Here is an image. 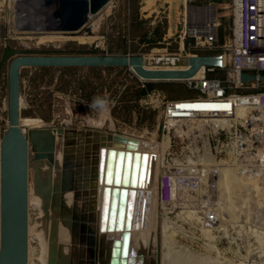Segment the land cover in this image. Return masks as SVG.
I'll list each match as a JSON object with an SVG mask.
<instances>
[{"label": "rangeland", "instance_id": "obj_1", "mask_svg": "<svg viewBox=\"0 0 264 264\" xmlns=\"http://www.w3.org/2000/svg\"><path fill=\"white\" fill-rule=\"evenodd\" d=\"M154 1L145 0L144 9L148 10ZM169 1L160 9L161 12L142 16L138 29L131 27V17L139 11L142 1L111 0L108 7L88 17L80 32L42 33L16 29L18 9L15 8V0H0V57L6 45L23 51L89 50L102 55L111 54L120 52L124 41L125 55L178 56L182 53L179 51L177 37L180 30L177 23L181 18L180 7L177 5L182 0ZM193 1H199V6H205L210 0ZM224 1V5H216L220 22L218 34L220 38L224 36L228 39L229 10L227 1ZM160 4L156 2L157 6ZM86 28L91 32L89 35L85 32ZM196 31L192 33L199 32ZM143 39L146 41L143 42ZM54 41L59 42L54 44ZM219 44L215 43L211 50H199L212 56L226 54L228 40L221 46ZM195 53L194 50L186 51L187 55H198ZM8 65L9 61L0 76V140L8 121ZM201 72L202 69L195 77H199ZM209 73L213 78L223 81L228 95H249L263 88L258 83L235 88L226 81V69ZM19 77L20 119L23 122L20 126L26 132L27 139L31 129L43 125L79 131L93 127L103 132L114 131L125 139L135 141V152L154 155L152 204L157 219L150 220V227L155 232L149 245L153 252L159 248L161 264H264V178L256 179L257 184L249 183L241 177L245 182L240 181L232 168L226 169L228 174L220 172L214 176L210 170L214 168L215 161L212 138L215 129H207L201 122L193 135L184 129L177 132L171 130L168 136L163 135L160 126L161 98L151 104L147 96L137 99L138 88H142L144 80L136 77L129 68H24ZM150 83L156 85L155 92H159L165 100H188L200 96L196 89H188L182 82ZM105 92L116 101L115 106L103 116L99 126H92L84 119L91 111L86 104L94 96ZM169 138L170 148L166 151L170 157L210 168L203 178L202 192H198L201 197L207 193L205 197L207 201L210 200L217 217V221L209 228L200 222V214L194 203L197 198L195 193L189 194V202L184 209L175 210L169 215L160 214L156 200L158 163L161 153L168 147ZM48 141L49 136L46 134L37 138L39 144L47 145ZM29 152L32 154L30 162L33 167L35 152L31 143ZM32 167H29L28 183V224L32 228L28 240V261L29 264H46L48 231L38 223L42 211L40 199L33 190ZM46 169L47 166L43 164L41 171Z\"/></svg>", "mask_w": 264, "mask_h": 264}, {"label": "water", "instance_id": "obj_2", "mask_svg": "<svg viewBox=\"0 0 264 264\" xmlns=\"http://www.w3.org/2000/svg\"><path fill=\"white\" fill-rule=\"evenodd\" d=\"M111 0H57L53 13L56 30L76 33L84 29L89 15L98 14ZM54 3L47 0L46 4ZM85 32L89 35L88 28ZM97 54L89 50L23 51L9 45L0 57V76L8 65V121L0 140V264H28V183L32 167L30 143L35 152L33 190L40 199L42 217L40 225L48 231L46 264H161L160 251L139 247L135 235L146 228L149 212L154 155L134 152L135 141L125 139L114 131L98 128L85 130L62 129L50 125L34 127L27 134L21 128L19 79L24 68H129L141 80H189L204 68H218L221 56L178 55L173 63H149L148 57L129 56L123 53ZM264 83V74L241 73L239 84ZM79 133L90 138L93 148L101 153H119L118 156H101L98 176L100 206L95 219L88 220L74 202L66 199L74 191V178L66 184L65 175L54 156V133ZM41 134L49 136L47 145L39 144ZM104 147H107L105 150ZM146 159V164H144ZM47 166L43 173L42 162ZM111 168L113 182H105L101 163ZM119 181V182H114ZM76 182V181H75ZM74 201V199H73ZM107 208V212L104 209ZM105 217L107 223L105 224ZM65 234L68 242H63ZM66 249V250H65Z\"/></svg>", "mask_w": 264, "mask_h": 264}, {"label": "built area", "instance_id": "obj_3", "mask_svg": "<svg viewBox=\"0 0 264 264\" xmlns=\"http://www.w3.org/2000/svg\"><path fill=\"white\" fill-rule=\"evenodd\" d=\"M144 2L142 0L141 4ZM190 2L181 1V18L177 23L180 29L177 35L179 51L183 55H187L186 51L189 50H211L217 43L220 26L217 4L188 5ZM167 9L170 10L169 5ZM228 9L230 37L226 46L227 53L219 55L223 59L218 68L226 69V81L238 88L242 86L239 84L241 73L264 74V0H229ZM195 28L203 30L192 33ZM214 69L204 68L199 77L180 81L188 89L194 88L199 92L200 96L194 99L165 100L159 92L147 95L150 104L161 98L160 126L163 135L168 136L171 130L177 132L182 129L193 135L201 122L207 129H215L212 135L215 152L213 169L170 157L166 151L170 148L169 138L167 149L160 155L156 181V200L160 214L169 215L175 210L184 209L188 205L189 194L195 193L197 198L194 203L200 214V222L207 228L217 221L210 200L207 201L205 197L207 193L203 197L198 194L202 192L207 170L218 176L223 166H228L238 177L247 180L264 178V91L249 95H228L223 81L207 77ZM192 104L216 107L195 111Z\"/></svg>", "mask_w": 264, "mask_h": 264}, {"label": "bare ground", "instance_id": "obj_4", "mask_svg": "<svg viewBox=\"0 0 264 264\" xmlns=\"http://www.w3.org/2000/svg\"><path fill=\"white\" fill-rule=\"evenodd\" d=\"M46 1L47 0H15V8L18 9V14L15 18L16 29L29 31V32L34 31V32H42V33L43 32L61 33L56 30L57 22L53 16V13L56 11L57 8V0H53L54 3L50 5L46 4ZM110 3L111 2H109L105 7H108ZM90 16L93 15H89V18ZM201 30H203V28H199V29L195 28L194 31L198 32ZM58 42L59 41H54L53 43L57 44ZM148 62L173 63L175 62V60L167 59L165 58V56L151 55L149 56ZM181 104L185 105V103H181ZM191 107L195 111H199V110L209 109L207 107H216V106L192 104ZM210 110H215V109L210 108ZM54 146H55V150H54L55 159L58 161L62 171L66 173L65 175L66 184H68L69 178L73 177L74 180L76 181V182L74 181V184H76L75 187L78 188L76 192L68 191L65 195L66 199H68L71 202H74L76 207L81 211V213L85 216V218H87L88 220L95 219L97 208L100 206L101 194L99 193V189H101L102 187L101 180L98 176L99 173L98 164L101 161L100 159L102 156L101 153L102 148L99 147L93 148L90 138H85L81 136L79 133H72V132L64 133V135H58L57 133H55ZM104 149L106 150L107 147H104ZM136 153L147 154L141 152H136ZM44 162L45 161H43L42 164H45ZM227 168H231V167L223 166V169L221 168L222 169L221 172L228 174V172H226ZM45 171H47V169L44 170L43 173H45ZM154 171H153V175L155 173ZM239 179L240 181H244L240 177ZM153 181L154 180H152V184ZM248 181L249 183L257 184L256 180L251 179ZM152 189H153L152 187L149 189V191L151 192V198H150L149 212L147 215L146 228L134 233L135 241L137 242V245L143 248L150 246L149 244L151 243V240L153 239L152 236L155 232L152 230V227H150V220L152 218L155 220V218L157 217L156 211L155 212L153 211L154 207L152 204L153 203ZM29 198L30 196L28 197V202H29ZM31 231L32 228L29 223L28 240H30ZM60 238L61 240H63V242L66 243L68 242V237L65 234H63ZM47 245H48V237H47ZM46 256H47V251L45 258Z\"/></svg>", "mask_w": 264, "mask_h": 264}, {"label": "clouds", "instance_id": "obj_5", "mask_svg": "<svg viewBox=\"0 0 264 264\" xmlns=\"http://www.w3.org/2000/svg\"><path fill=\"white\" fill-rule=\"evenodd\" d=\"M115 103L116 101L110 99L107 92L94 96L91 102L86 104L91 111L90 114L84 116V119L92 126H99L103 116L107 112H110L111 108L115 106Z\"/></svg>", "mask_w": 264, "mask_h": 264}, {"label": "crops", "instance_id": "obj_6", "mask_svg": "<svg viewBox=\"0 0 264 264\" xmlns=\"http://www.w3.org/2000/svg\"><path fill=\"white\" fill-rule=\"evenodd\" d=\"M142 1V0H141ZM157 1H159L161 4L160 5H156V2ZM227 1V8H228V1L229 0H226ZM168 2H171V1H169V0H155L154 2H153V4H152V6L147 10V9H144V7H145V2L143 3V4H141V6L139 7V11H138V13H139V19H141L142 18V16L144 17V15L145 14H147V15H149V14H155V12H153L154 10L155 11H158V10H160V9H162ZM192 2H194L193 0H191V5H195V4H193ZM214 2H216L217 3V5L219 6V5H224V0H218V1H213V0H210V1H208V4H214ZM142 3V2H141ZM207 3V2H206ZM225 4V5H226ZM180 5H181V2L179 3V5H177V6H179L180 7ZM207 5V4H206ZM176 6V7H177ZM199 6V5H198ZM169 9H170V5H169ZM229 10V9H228ZM229 20H230V14H229ZM230 27H231V21H230ZM231 29V28H230ZM219 32H217V43L219 44L220 43V41L221 40H224L225 38H224V36L222 37V38H220V35L218 34ZM229 37H230V31H229V36H228V39H225L224 41L225 42H223L222 44L220 43L219 45L221 46V45H223V44H225L226 42H227V40H229ZM141 82V81H140ZM144 83H141L142 84V87L146 84V83H148V82H150V81H143ZM156 82H172V81H156ZM152 92H155V90L154 91H151V92H148L147 93V95L149 94V93H152ZM146 95V96H147Z\"/></svg>", "mask_w": 264, "mask_h": 264}, {"label": "trees", "instance_id": "obj_7", "mask_svg": "<svg viewBox=\"0 0 264 264\" xmlns=\"http://www.w3.org/2000/svg\"><path fill=\"white\" fill-rule=\"evenodd\" d=\"M213 1H218V0H213ZM198 2L199 1H195V2H192V3L195 4V5H198L199 4ZM139 18H140L139 17V13L136 11L135 15H133L131 17V27L132 28L138 29V26L141 24V21H140ZM143 38H145V35H143ZM145 41L143 39V42H145ZM149 42H153V41H149ZM194 52H196L195 54H198V55H209V54H206V53H202L199 49L195 50ZM39 69L42 70V69H50V68H39ZM124 69H126V68H124ZM218 69L219 68H215L214 70H218ZM207 77L210 78V79L213 78L211 73H208ZM258 84L262 85L263 88L257 89L255 91H253L252 93H257V92L264 91V83H258ZM155 89H156V85L155 84L150 83V82L146 83L142 88H138V91H137V94H136V98L137 99H141L144 96H146L148 92L154 91Z\"/></svg>", "mask_w": 264, "mask_h": 264}, {"label": "snow or ice", "instance_id": "obj_8", "mask_svg": "<svg viewBox=\"0 0 264 264\" xmlns=\"http://www.w3.org/2000/svg\"><path fill=\"white\" fill-rule=\"evenodd\" d=\"M104 157H108V156H118L119 153H112V152H109V153H103L102 154ZM144 164H146V159H144ZM100 171H101V175L104 176L105 178V182L108 183V182H113L110 180V176L109 174L111 173V168H108V167H105V164L104 162L102 161L101 163V168H100ZM114 182H119V181H114ZM104 212L106 213L107 212V208L104 209ZM107 223V220H106V217H105V224Z\"/></svg>", "mask_w": 264, "mask_h": 264}]
</instances>
